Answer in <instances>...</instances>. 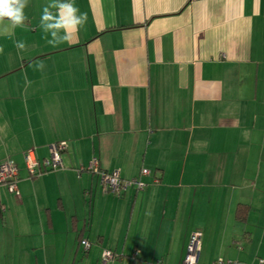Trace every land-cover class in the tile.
Returning a JSON list of instances; mask_svg holds the SVG:
<instances>
[{"label":"crops","instance_id":"1","mask_svg":"<svg viewBox=\"0 0 264 264\" xmlns=\"http://www.w3.org/2000/svg\"><path fill=\"white\" fill-rule=\"evenodd\" d=\"M50 2L0 36V163L19 168L0 264H182L195 231L197 264L264 259V0H73L87 24L55 47ZM59 141L64 167L30 177L24 154ZM93 157L147 186L103 192Z\"/></svg>","mask_w":264,"mask_h":264},{"label":"built area","instance_id":"2","mask_svg":"<svg viewBox=\"0 0 264 264\" xmlns=\"http://www.w3.org/2000/svg\"><path fill=\"white\" fill-rule=\"evenodd\" d=\"M65 141H59L51 145L49 157L37 159L28 151L24 154L25 164L30 177H35L45 170H59L64 167L61 153L66 149ZM89 172L96 174L103 192L111 193L115 196H121L126 189L133 187L136 190H142L147 186V183L140 178L125 179L119 175L116 170L104 171L99 167V161L93 157L88 165L85 167ZM146 168H142L141 175L148 174ZM19 168L16 162L7 157L0 163V184L4 185L7 190L15 197L19 196L18 190ZM155 182L158 179H154ZM5 210L4 205L0 202V214ZM201 233L198 231L192 232L187 244L186 253L182 264H197L200 255V242ZM84 250L90 248V242L87 239L80 241ZM115 257V253L111 250L104 249L100 255V263L107 264ZM222 260L219 259L217 264H221ZM158 264V262L156 263ZM256 264H264V259L260 258Z\"/></svg>","mask_w":264,"mask_h":264},{"label":"clouds","instance_id":"3","mask_svg":"<svg viewBox=\"0 0 264 264\" xmlns=\"http://www.w3.org/2000/svg\"><path fill=\"white\" fill-rule=\"evenodd\" d=\"M28 0H0V36L11 37L17 26H22L28 19L24 9ZM88 13L81 12L73 0H51L45 5L40 15V29L47 34V43L53 47L61 43H73L79 30L87 24ZM50 36V38H48ZM15 47L19 51L26 48L24 41H16ZM0 48V53H3ZM38 70H43L45 65L38 62ZM26 83H31L27 80Z\"/></svg>","mask_w":264,"mask_h":264},{"label":"trees","instance_id":"4","mask_svg":"<svg viewBox=\"0 0 264 264\" xmlns=\"http://www.w3.org/2000/svg\"><path fill=\"white\" fill-rule=\"evenodd\" d=\"M240 215V207L239 208H237V215ZM82 240V239H81ZM80 240V241H81ZM90 247H91V243H90ZM89 250V249H88ZM88 250H84L85 252H87ZM99 262H100V257H99ZM101 264V263H100Z\"/></svg>","mask_w":264,"mask_h":264},{"label":"rangeland","instance_id":"5","mask_svg":"<svg viewBox=\"0 0 264 264\" xmlns=\"http://www.w3.org/2000/svg\"><path fill=\"white\" fill-rule=\"evenodd\" d=\"M81 249H83V247H81Z\"/></svg>","mask_w":264,"mask_h":264}]
</instances>
